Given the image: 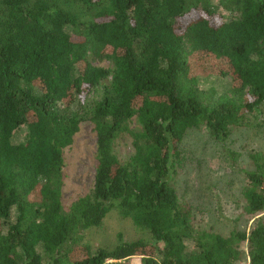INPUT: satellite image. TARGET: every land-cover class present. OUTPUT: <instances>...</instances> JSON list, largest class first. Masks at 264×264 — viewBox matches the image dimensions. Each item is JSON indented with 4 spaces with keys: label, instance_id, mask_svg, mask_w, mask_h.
<instances>
[{
    "label": "trees",
    "instance_id": "obj_1",
    "mask_svg": "<svg viewBox=\"0 0 264 264\" xmlns=\"http://www.w3.org/2000/svg\"><path fill=\"white\" fill-rule=\"evenodd\" d=\"M212 74L231 84L201 88ZM249 115L264 127V0H0V264H264L263 152H247L246 217L227 234L175 186L189 133L223 150ZM84 121L94 181L66 201L64 152ZM112 210L151 241L79 249Z\"/></svg>",
    "mask_w": 264,
    "mask_h": 264
},
{
    "label": "rangeland",
    "instance_id": "obj_2",
    "mask_svg": "<svg viewBox=\"0 0 264 264\" xmlns=\"http://www.w3.org/2000/svg\"><path fill=\"white\" fill-rule=\"evenodd\" d=\"M93 64L111 66L106 60H93ZM205 72H216V69H204L202 73ZM230 84L231 78L228 75L212 74L199 78L201 88L213 86L218 92L228 88ZM79 96L81 99L88 98L91 93L83 89ZM256 118L249 115L247 126L233 130L223 150L215 140H208L202 131L189 133L182 145L187 166L184 171V168H181L175 186L182 198L190 201L195 207L196 216L202 224L212 226L223 234H227L234 227L242 228L244 225L243 220L246 216L239 208L241 190L245 185L242 168L247 161L248 151L259 150L264 153V127L259 128ZM128 124L134 130L140 127L135 116ZM23 137L24 132L21 130L13 138L15 141H21ZM115 145L120 157L124 156L131 152V137L124 134L116 140ZM95 150L96 135L92 124L84 121L74 137L73 144L64 152L66 175L63 198L66 201L86 193L92 187ZM230 150L237 152L235 158L230 157ZM118 234H121L125 241L136 239L151 241L148 232L137 228L129 219L120 217L112 210L105 216L100 226L82 232L79 249L89 248L93 251L99 247L112 248L118 242ZM131 263L140 264V256H133Z\"/></svg>",
    "mask_w": 264,
    "mask_h": 264
}]
</instances>
